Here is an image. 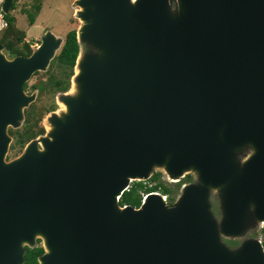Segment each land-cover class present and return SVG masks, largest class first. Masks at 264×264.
Listing matches in <instances>:
<instances>
[{
  "label": "water",
  "instance_id": "95a60500",
  "mask_svg": "<svg viewBox=\"0 0 264 264\" xmlns=\"http://www.w3.org/2000/svg\"><path fill=\"white\" fill-rule=\"evenodd\" d=\"M73 4L78 90L44 149L31 141L8 162L24 84L62 38L46 31L10 60L0 44V264H22L37 237L38 264H264L252 236L264 226V0ZM80 41L95 51L81 56ZM155 167L192 181L172 204L153 191L120 205Z\"/></svg>",
  "mask_w": 264,
  "mask_h": 264
},
{
  "label": "rangeland",
  "instance_id": "374dc122",
  "mask_svg": "<svg viewBox=\"0 0 264 264\" xmlns=\"http://www.w3.org/2000/svg\"><path fill=\"white\" fill-rule=\"evenodd\" d=\"M33 2L34 0H17L14 9H10V13L17 19V28L24 31L25 35L23 40L30 43L32 52L37 48L41 42V37L46 31H50L56 37L62 38L61 46L54 53V55H56L63 45L66 33L72 29H75L78 32L83 24L81 19L76 15V12L80 9V7L77 4H73L74 0H42L41 9L37 13L34 23L30 25L26 16V10H32L31 5ZM19 46H21V44H19ZM94 51L95 48L93 46L84 41H80L81 56ZM2 53L7 59H12L4 48ZM48 70L49 65L44 70H39L31 74L25 82L27 85L23 91L27 96H32V98L27 105L22 106L21 110L23 117L18 120V124L16 126L8 125L7 127L9 141L4 155L5 161L7 162L20 157L24 152L26 145L31 141H35L37 143L38 149H44L40 139L42 137L49 136L53 128L50 122V117L52 114L62 116L63 113L66 112V106L61 101V97L75 95L78 90V84L76 81L77 68H75L74 75L70 77L68 89L64 92H50L46 89L45 83L48 80ZM52 71L56 73L57 68H54L51 72ZM25 110H30V112L38 118L36 125H34V119L30 121V125H32L30 127L31 130L36 132L42 127L43 132L29 139V141L25 142L23 145H20L17 140L21 135H23L25 126H27L25 123ZM154 173H159V180L163 181L165 184H173V181L166 177L162 168H153L151 175ZM187 174L191 173H184V176ZM145 182H150V184H152L149 179H146ZM181 193L182 188H179L174 194L175 202L178 200ZM253 227L254 232L252 233V236L263 238V234L261 232L262 228L258 225H253Z\"/></svg>",
  "mask_w": 264,
  "mask_h": 264
},
{
  "label": "trees",
  "instance_id": "16d2710c",
  "mask_svg": "<svg viewBox=\"0 0 264 264\" xmlns=\"http://www.w3.org/2000/svg\"><path fill=\"white\" fill-rule=\"evenodd\" d=\"M17 0H13L11 5V10L14 9L15 3ZM42 0H34L31 5V9L26 10V16L28 19V23L32 25L35 21L37 13L41 9ZM8 26L0 35V44L4 47L7 54L14 58L16 56H28L31 54L32 49L30 47L29 42H25L24 31L19 30L17 28V19L10 12L5 15ZM21 44V46H19ZM79 54V44L76 38V30H69L63 42V45L60 51L51 59L49 63V72H48V80L45 83L46 89L50 92L58 91L64 92L68 89L70 77L74 74V67L76 63L77 56ZM54 68H57V72H51ZM26 83L24 84V88H26ZM25 131L23 135H21L17 142L20 145H23L25 142L29 141V139L33 138L37 134L43 132V128H39L36 132L31 130L30 121L34 119V125H36L38 118L30 112V110H25ZM29 125V126H28ZM159 173H154L150 176L149 181H133L131 182L128 190L124 191L120 197L119 204L120 205H131L133 207H139L142 199V195L149 192H159L162 195L166 196L167 203L172 204L174 202V194L177 190L187 182L192 181V176L187 174L182 179L177 182H173V184H165L163 181L159 180ZM213 210L215 214H218V204L215 200H212ZM263 234L262 244L264 247V226L261 229ZM229 246H236L238 242L236 240H226ZM43 248H38L37 250L27 248V252L25 253V263L24 264H36V257L39 253H41Z\"/></svg>",
  "mask_w": 264,
  "mask_h": 264
},
{
  "label": "built area",
  "instance_id": "2783aa9c",
  "mask_svg": "<svg viewBox=\"0 0 264 264\" xmlns=\"http://www.w3.org/2000/svg\"><path fill=\"white\" fill-rule=\"evenodd\" d=\"M3 2H4V0H0V35H1V33L7 28V26H8V21H7V19H6V17H5V15L7 14V13H5V11H4V9H3ZM146 194H143L142 195V198L145 196ZM166 197V196H165ZM261 242H262V238L261 237H259L258 238Z\"/></svg>",
  "mask_w": 264,
  "mask_h": 264
},
{
  "label": "flooded vegetation",
  "instance_id": "af4514ba",
  "mask_svg": "<svg viewBox=\"0 0 264 264\" xmlns=\"http://www.w3.org/2000/svg\"><path fill=\"white\" fill-rule=\"evenodd\" d=\"M27 248H29V249H32V250H34V249H38V248H43V243H42V240L40 239V238H35V241H34V245H32V246H27V245H25V251H24V260H23V263L22 264H24L25 263V253L27 252ZM43 253V251L41 252V253H39L38 255H37V259H36V264H38V258H39V256L41 255Z\"/></svg>",
  "mask_w": 264,
  "mask_h": 264
}]
</instances>
